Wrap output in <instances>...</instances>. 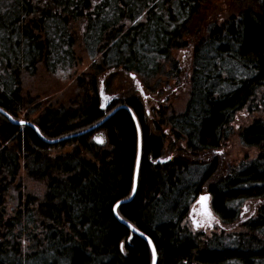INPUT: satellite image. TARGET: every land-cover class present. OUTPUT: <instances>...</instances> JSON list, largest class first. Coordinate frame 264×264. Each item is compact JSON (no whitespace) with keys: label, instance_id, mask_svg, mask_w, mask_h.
Instances as JSON below:
<instances>
[{"label":"trees","instance_id":"trees-1","mask_svg":"<svg viewBox=\"0 0 264 264\" xmlns=\"http://www.w3.org/2000/svg\"><path fill=\"white\" fill-rule=\"evenodd\" d=\"M44 74L66 103L25 88ZM120 104L141 154L117 211L155 264H264V0H0V108L54 139ZM136 155L124 109L56 144L0 114V264H151L112 212ZM204 192L219 223L192 233Z\"/></svg>","mask_w":264,"mask_h":264},{"label":"rangeland","instance_id":"rangeland-1","mask_svg":"<svg viewBox=\"0 0 264 264\" xmlns=\"http://www.w3.org/2000/svg\"><path fill=\"white\" fill-rule=\"evenodd\" d=\"M69 80L70 79L64 75L51 76L44 74L29 78L24 85L25 88L33 95L37 93L41 95H48V98L51 99L53 103L59 102L64 104L66 103L67 98L71 96L72 89H74V86L70 87ZM249 120L248 116L241 114L233 123L234 130H238L240 126L246 125ZM229 143L230 144L226 146L225 149L226 156L229 161H232V163L237 162L243 157V149L238 145L236 137L230 138ZM249 154L252 155L253 152H249ZM182 223L192 233L203 232L204 234H210L212 229L215 228L219 222L216 218H213L211 224H202L196 215L188 212V214L182 219Z\"/></svg>","mask_w":264,"mask_h":264},{"label":"water","instance_id":"water-1","mask_svg":"<svg viewBox=\"0 0 264 264\" xmlns=\"http://www.w3.org/2000/svg\"><path fill=\"white\" fill-rule=\"evenodd\" d=\"M101 97H103L102 94H100ZM101 108H104V106L102 105ZM119 109H124V110H127L130 115L132 116L134 122H135V125H136V129H137V155H136V162H135V167H134V174H133V185H132V190H131V193L130 195L128 196V198L126 199H123V200H120L118 202H116L113 206V209H112V212H113V215L114 217L122 224L126 225L130 231L140 237H142L144 240H146V242L148 243L149 245V248H150V252H151V264H154V260H153V243L151 241V239L146 235L144 234L143 232H141L140 230H138L137 228H135L134 226H132L129 222L125 221L123 218H121V216L119 215L118 211H117V207L120 205V204H123V203H127V202H130L135 194V191H136V186H137V175H138V168H139V162H140V154H141V138H140V128H139V125H138V122H137V119L135 117V115L133 114V111L131 110V108L127 105V104H120V105H117L115 106L110 112H108L100 121H98L97 123L91 125L90 127L84 129V130H81L79 132H75V133H72V134H68L66 136H63V137H60V138H54V139H48L46 137H44L43 135H41V133L39 132L38 128L36 125H34L33 123L29 122V121H25V120H17L16 118L12 117L11 115H9L7 112H5L2 108H0V114L4 115L5 117H7V119L12 123V124H15V125H25V126H29L31 128H33L36 133L38 134V136L41 138L42 141H44L45 143L47 144H56V143H59V142H62L64 140H67V139H71V138H74V137H77L79 135H82L84 133H87V132H90L94 129H97L99 128L111 115H113L116 111H118ZM202 196H207L209 197V199L204 202V203H198V201H200V198ZM196 202L198 204V207L199 209L204 212L205 214H207L209 216V213L210 215L213 214L211 209H210V194L208 192H205V193H200L198 196H197V199H196ZM205 204H206V209H205ZM155 249V248H154ZM156 253V251H155ZM155 263H156V255H155Z\"/></svg>","mask_w":264,"mask_h":264},{"label":"flooded vegetation","instance_id":"flooded-vegetation-1","mask_svg":"<svg viewBox=\"0 0 264 264\" xmlns=\"http://www.w3.org/2000/svg\"><path fill=\"white\" fill-rule=\"evenodd\" d=\"M189 213L196 215L200 219L202 224L205 223L211 224V221L213 219V216L210 215L208 216L207 214L202 212L197 206H193V208H190Z\"/></svg>","mask_w":264,"mask_h":264},{"label":"snow or ice","instance_id":"snow-or-ice-1","mask_svg":"<svg viewBox=\"0 0 264 264\" xmlns=\"http://www.w3.org/2000/svg\"><path fill=\"white\" fill-rule=\"evenodd\" d=\"M99 142L103 143L102 140H100ZM208 199H209V197H207V196H202V197L200 198V201H198V203H204V202H206ZM205 209H206V204H205ZM245 210L247 211V209H245ZM194 211H195V210H194ZM209 215H210V213H209ZM155 255H156V253H155V249L153 248V260H154V264H155Z\"/></svg>","mask_w":264,"mask_h":264}]
</instances>
